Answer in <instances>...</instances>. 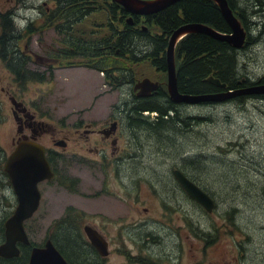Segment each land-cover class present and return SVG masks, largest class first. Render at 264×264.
Masks as SVG:
<instances>
[{
  "label": "rangeland",
  "instance_id": "374dc122",
  "mask_svg": "<svg viewBox=\"0 0 264 264\" xmlns=\"http://www.w3.org/2000/svg\"><path fill=\"white\" fill-rule=\"evenodd\" d=\"M14 1L0 0V11L14 9L18 15L20 9L26 12L33 10L39 13L35 20H39V27L42 26L39 34L16 42L17 47L27 57L37 55L49 63L52 60V64L46 68L45 65L29 63L32 70L45 72V79L22 85L0 66L1 77L7 78H2L0 85L16 92L19 99L49 123L51 132L54 131L57 137H69L62 167L70 165L69 150L79 146L73 136V123L77 120L101 123L114 105L131 101L130 85L135 81L127 82V75H124L125 83L121 86L114 85V81L108 83L104 81L103 72L90 64L92 60L73 57L56 62L53 58L49 60L47 55L51 54V49L64 48L62 35L55 32L54 25L44 23L46 15L42 8L52 7L53 2L24 0L15 4ZM86 1L102 6L103 0H82L80 5ZM233 1L245 11L250 32L257 39L255 44L242 47L238 53L239 77L247 76L254 81L264 76V28H261L264 25V0ZM105 13L100 8L86 15L75 25L78 28L76 35L90 39V42L96 37L114 40L118 32H110ZM18 18L27 22L31 20L23 15H18ZM140 26H144L151 35L159 33L156 27L143 19L137 25ZM113 28L119 31L122 25L114 20ZM78 36L73 35L76 39ZM130 48L140 57L150 49L144 43L137 49ZM126 54L124 58L110 54L104 63L98 62L97 67L113 72L121 66L129 70L136 82L149 78L159 82L161 88L166 86V72L159 71L151 59L132 60L131 53ZM48 70L51 71L50 76L46 73ZM118 73L114 71V74ZM10 106L5 91L0 90V148L6 151H9V141L14 134ZM178 111L184 120L189 116H200L205 121L188 128L184 124L182 129L177 124V131L163 133L166 138L138 132L136 139L140 146L129 139L132 144L129 149L136 156L126 158L123 175L127 185L129 182L136 185L125 189V195L121 192L117 195V190L109 188L111 193L100 198L108 200L115 194L123 202L119 212L101 213L113 219L120 216L118 220L96 216L103 205H110L109 202L100 203L95 198L74 199V194L64 189L59 192V189L45 185V196L37 213L24 224L30 240L39 245L49 234L54 237L51 239L53 243L66 248L65 252L70 255L73 249L66 247L65 240L67 237L71 239V234L66 228L64 233L54 234L60 230L58 219L62 217L63 210H69V205L76 204L79 209H86L89 216L78 222V231L75 232L82 245L81 250L85 252H74L78 256L75 264H82L78 261L81 257L93 263L94 255L87 250L89 240L81 228L88 223L105 233L102 234L108 242L107 255L96 257L102 264H264V99L245 100L243 103L232 100L213 104L185 103L179 106ZM43 139L44 143H49V136ZM81 144L91 146L88 142ZM194 156H199V160L193 159ZM185 164L187 176L213 198L215 206L212 212H206L200 203L186 192L184 195L181 187L176 185L170 170L179 168L185 171ZM72 166L86 165L72 163ZM60 171L64 175L66 170L63 167ZM97 172L82 174L80 189L84 193L99 188L100 175ZM4 203L5 200L0 204V242L3 240L2 216L7 211ZM75 249L81 251L77 242ZM1 260V263L7 262L6 259Z\"/></svg>",
  "mask_w": 264,
  "mask_h": 264
},
{
  "label": "trees",
  "instance_id": "16d2710c",
  "mask_svg": "<svg viewBox=\"0 0 264 264\" xmlns=\"http://www.w3.org/2000/svg\"><path fill=\"white\" fill-rule=\"evenodd\" d=\"M23 1L24 0H15L14 2L15 4H19L23 3ZM51 1L53 2L52 7L48 6L45 9L42 8L43 14L46 15L44 23H47L48 26L54 25L55 32L62 35L64 48L62 47L61 50L51 49V54L47 56L52 57L53 62L72 57L92 60L93 63L90 64L94 68L101 70L110 78V82L114 81V85L125 83V79L129 80H127V82L133 83L136 79L132 77L133 75L128 69L121 66H117L118 68L114 69V71L119 72L117 75L114 74V71H107L106 69L97 67V63H104L110 54L124 58L127 57L126 52H130V59L132 60L149 58L151 59V63L159 71L166 72L165 51L168 38L173 31L181 25L187 23H202L222 33L231 31L219 7L212 0H179L158 12L145 16L130 14L121 5L112 0H103L102 6H97L94 1H92V4L86 1L83 5H80L82 0ZM227 2L233 13L241 21L245 30L249 32L248 37L246 35L244 46L255 44L257 39L256 36L253 38L250 32V27L248 25L249 20L246 18L245 11L238 7L233 0H227ZM44 5H46L45 2ZM100 8L106 11V26L111 30L110 32L114 34L118 32L116 33L115 39L112 40L111 37H96L90 42V39L81 38L76 35L78 28H76L75 25L79 24L90 12H94ZM14 15V9L0 12V54L3 56L4 60L6 59V55L9 56L8 65L13 73L15 82L21 85L32 80L41 82L45 79V72H37L29 67V58L24 52L19 50L16 42L23 40L25 37L30 38L32 34H39L42 26L39 27V20L31 19L24 28H17L11 19ZM130 15L133 19L132 23L127 22V17ZM140 19H143L148 25L156 27L159 33L151 35L146 28H143L144 26L137 27ZM114 20L122 25L121 30L117 31L115 28L112 30ZM261 25L263 24L261 23ZM261 28H264V25ZM73 35L78 36L79 39H76ZM141 43L147 44L150 49L149 51H145L140 57L136 55V52L130 50V47H135L137 49ZM240 49L241 48H235L226 41L216 39L202 32H192L182 37L177 43L175 50V72L178 91L182 94L216 93L220 88L205 80L209 76H213L218 78L221 82H224L226 84V90H235L257 84L259 83L257 82L258 79L261 80L260 82H264V76L254 81L248 79L247 76L239 77L238 53ZM39 57L40 56L33 58L31 63L43 64L39 60ZM46 73L50 76L51 71L48 70ZM124 75H127V78H125ZM121 77L122 79L119 80ZM132 86L130 85V90ZM159 90L160 91L150 97H138L133 90L130 91L131 101L129 103L123 102L122 105L128 110L126 118L131 122L132 129H137L140 133L144 132L147 134L146 136L150 135L153 137L159 134L165 137L163 135L165 131H177L179 128L182 129L184 124L185 128H188L189 126L198 125L205 121L204 118L200 116H189L186 117L185 121L180 117L178 111L179 106L185 103H174L167 93L166 86L163 88L160 86ZM251 99H264V95L240 94L222 102L232 100L243 103L245 100ZM213 103L218 102H201L199 104ZM175 105H177V109ZM144 111L148 113L155 112L156 115H154L153 119H150V116L143 117ZM130 118L133 119L131 120ZM140 118H148L149 121ZM177 124L179 128L176 127ZM193 159L199 160V156H194ZM192 164H194V162H192ZM186 168L187 166L185 164V175L187 176ZM187 177L190 179L189 176ZM192 181L194 182V180ZM79 221L80 220L74 219L66 220L65 218L58 221L60 230L56 232L60 233L62 231L64 233V228H66L67 233L71 234V239L68 237L66 240L64 239L67 241L66 244L68 246L66 247L68 249H73L70 255L68 252H65L66 248L63 247V249L55 245L69 264L77 263L78 256L77 253L75 254L74 252L85 254V252L81 250L82 245L75 233L78 231ZM194 229L198 231L197 227H194ZM70 231L72 233H70ZM57 233H55L54 236H57ZM50 238L54 239L53 236ZM76 242L83 253L81 251H76V249L74 250ZM87 250H90V253L94 255L93 261H91L93 263H89L82 257L78 261L82 264H102V262L98 261L100 258H96L99 254L89 243L87 244ZM27 254L28 253L24 251L17 259L15 258L11 261L6 259V263H1L3 260L0 259V264H22L24 260L27 261Z\"/></svg>",
  "mask_w": 264,
  "mask_h": 264
},
{
  "label": "flooded vegetation",
  "instance_id": "af4514ba",
  "mask_svg": "<svg viewBox=\"0 0 264 264\" xmlns=\"http://www.w3.org/2000/svg\"><path fill=\"white\" fill-rule=\"evenodd\" d=\"M8 10L9 8H5L3 11L0 12H6ZM29 56H31L28 57L29 63H31L33 58L37 57L34 55H29ZM8 58L9 56L6 55V59L4 60L3 56L0 54V62L2 63L0 64V66L4 72L10 73L9 75L11 77H14L10 69V66L8 65ZM39 58L41 63H43L41 65H45L46 68H48V65L52 64L51 63L52 60H50L52 57L50 56H47L48 59L50 58L49 59L50 63L47 62L46 59L43 58L41 59V57ZM103 76H104V81L110 83L111 81L110 78H108L104 73ZM6 77L9 78L8 74H6ZM2 78L5 77H1L0 75V83H2ZM119 86H121V84H119ZM160 86L161 84L158 85L156 90H153L150 94L146 96H138L137 92L136 91L135 92L138 97H150L156 94L158 91H160L159 90ZM0 90L5 91L6 97L11 103L10 111H11L12 119L14 121V134L11 136L9 141V145H8L9 151L0 148V199H2L1 203H3V201L5 200L4 204L7 208V211H5L2 216V219H4L1 227L2 230L1 232L3 233V240L2 242H0V244L3 243L5 240L4 223L10 216L13 215L18 205V196L17 193L15 192V188L13 185V178L16 177L5 170V163L7 162L11 154L15 151L18 143L22 141L34 142L43 146L45 158L49 165V171L52 174L50 178H44L43 180L37 182V189L40 194L39 205L43 196H45L43 194V186L45 185L47 187L53 186L55 187V189H59V192L61 191V189H64V191L74 194L73 197L74 199L95 198V200L100 203L109 202L110 205L106 207H104L103 205L102 211L100 212V214L96 213V216L105 218L107 220L110 219L118 220L120 216H117V218L113 219L104 216L101 213L102 212L109 213L111 211L119 212L121 210L120 208L123 207V202L118 198L117 196L118 193L121 192L122 195H125L126 194L125 189H131L136 185L135 182H129V185H127L125 183L126 177L123 175L124 161L126 160V158H132L136 156V155L133 156L132 152L129 149V147L132 146L129 139L133 142H136L140 146V144L136 139L139 131L137 129L135 130L131 128V122L129 121V119L126 118V114L128 112L126 107L123 106L122 104L114 105V107L108 113L106 118H104L103 121L98 124L95 123L97 122V120H92L88 122H84L83 120H77L73 123V128H75L73 136L76 138L77 144H79V146L74 147L73 149L71 148V150H69L70 165L63 166L64 170H66L63 175L60 170H62L63 168L62 160L64 158V154L68 152L67 147H68L69 137L67 136L57 137L54 131L51 132L52 130H50L49 123H47L43 117H41L34 109L29 107V105L26 104L22 99H19L17 97L18 94L16 92H13V90L11 91V88L8 87L5 89V87L0 85ZM132 90H133V86H132ZM224 90L226 89L220 88V90H218L217 92ZM15 91L17 90L15 89ZM174 103H183V102H174ZM175 107L177 109V105H175ZM154 115H156L155 112L152 113H148L147 111L143 112V117L150 116V119H153ZM130 119L132 120L133 118ZM140 119L149 121L148 118L147 119L140 118ZM45 136H49V143L47 144L44 143L43 138ZM75 138H73L74 142H75ZM81 142H88V144H90L91 146H83ZM72 163H82L85 164L86 166L73 167ZM93 169H95V171H98L97 173L100 175L99 176L100 180L98 183L100 186L97 189V191L94 192L92 191L93 193L92 192L84 193L80 189V186L82 185V174L86 173V171H88V173L95 172ZM175 170L181 171L185 176V171L183 169L173 168L170 170L173 177H175L174 174ZM65 174L67 175L65 176ZM33 177L34 176L32 175L28 179L32 181ZM176 185L181 187L180 183L177 180H176ZM168 186L171 187V184H168ZM109 188L117 190L118 191L117 195L113 194L111 198L108 200L100 199L101 197H107V194L111 193L109 191ZM181 189L185 195V190L182 187ZM39 205L37 209L33 212V214L24 221V224L26 221L33 219V217L38 211ZM69 206H70L69 210L67 208L64 209L62 212L63 214L61 215L62 217H60L58 220L62 218H65L66 220H71V219L81 220L83 217L85 218L89 216V214L85 213L86 209H79L77 207L78 205L76 204H72ZM86 226L96 230L101 236L104 237L103 234L105 233L102 229L98 230V228L94 227L93 225H90L89 223L83 224V226L81 227L86 237H87L85 230ZM50 237L51 235L48 234V236L43 241V243L36 245L30 240L28 236L29 239L28 244H24L23 242L16 243V246L19 249V254L17 256L8 257V258L0 256V258L8 259L9 261H11L15 258L17 259L18 257H20L21 254H23L24 251H26L28 253L27 261L24 260V262L25 264H28L32 247L43 246L47 239L51 240ZM89 244L94 249H96L91 244L90 240H89ZM96 251L98 250L96 249ZM97 253L99 254V252Z\"/></svg>",
  "mask_w": 264,
  "mask_h": 264
},
{
  "label": "water",
  "instance_id": "95a60500",
  "mask_svg": "<svg viewBox=\"0 0 264 264\" xmlns=\"http://www.w3.org/2000/svg\"><path fill=\"white\" fill-rule=\"evenodd\" d=\"M121 5L130 14L141 16L158 12L159 10L179 0H112ZM219 7L224 19L230 27V32L222 33L202 23H187L173 31L168 38L166 47V73L167 91L174 102L196 104L201 102H221L240 94H264V83H257L235 90H224L216 93L182 94L177 89L175 47L179 40L192 32H202L216 39L228 42L235 48H241L245 44L247 32L241 21L229 7L227 0H212ZM131 15L127 18L132 23ZM145 29V27H143ZM206 81L219 88H225L226 84L218 78L209 76ZM159 83L143 78L133 85L138 96H146L156 90ZM5 170L14 175L13 185L18 196V205L13 213L4 223L5 240L0 244L1 257H14L19 254L17 242L29 243L28 236L24 230L23 222L29 218L39 205L40 194L37 182L52 176L49 165L45 158L43 146L28 141L19 142L15 151L5 163ZM176 180L181 184L185 192L195 201L200 203L208 212L214 206L213 199L205 193L197 184L192 182L179 170L174 171ZM33 180H29L31 176ZM29 180V182H28ZM86 235L91 244L102 256L107 255V241L96 230L86 226ZM28 264H69L53 242L46 240L43 246H33L30 252Z\"/></svg>",
  "mask_w": 264,
  "mask_h": 264
},
{
  "label": "clouds",
  "instance_id": "9594fccd",
  "mask_svg": "<svg viewBox=\"0 0 264 264\" xmlns=\"http://www.w3.org/2000/svg\"><path fill=\"white\" fill-rule=\"evenodd\" d=\"M18 15H23L29 17L30 19H35L39 13L33 10L24 11L23 9L18 10ZM18 15H14L11 19L13 20L14 24H16L19 28H24L27 24V20H21L18 18Z\"/></svg>",
  "mask_w": 264,
  "mask_h": 264
},
{
  "label": "bare ground",
  "instance_id": "6f19581e",
  "mask_svg": "<svg viewBox=\"0 0 264 264\" xmlns=\"http://www.w3.org/2000/svg\"><path fill=\"white\" fill-rule=\"evenodd\" d=\"M247 32V37H248V35H249V32L248 31H246ZM242 48V47H241ZM238 49V48H237ZM257 81H259V79L257 80ZM230 90H232V89H230ZM215 203V202H214Z\"/></svg>",
  "mask_w": 264,
  "mask_h": 264
}]
</instances>
